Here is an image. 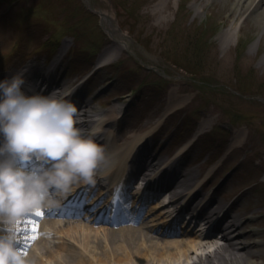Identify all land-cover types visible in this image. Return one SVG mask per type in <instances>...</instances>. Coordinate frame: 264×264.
Listing matches in <instances>:
<instances>
[{
  "label": "rangeland",
  "instance_id": "1",
  "mask_svg": "<svg viewBox=\"0 0 264 264\" xmlns=\"http://www.w3.org/2000/svg\"><path fill=\"white\" fill-rule=\"evenodd\" d=\"M90 1L96 11L85 0H0V74L29 59L48 58L50 64L60 41L69 39L65 85L92 74L88 100L111 113L115 105L127 104L120 121L114 122L112 113L105 125L112 138L119 135L120 153L132 137L155 128L150 141L166 157L204 121L208 127L191 143L181 166L192 171L190 183L217 167L204 193L224 206L230 200L234 212L245 211L246 228L259 231L250 239L262 241L264 250V217L259 218L264 214V27L246 16L238 33H227L232 0ZM99 10L114 15L134 42L94 72L102 49L113 44ZM235 138L241 141L230 148ZM75 227H66V233L91 230ZM220 236L219 231L209 238L223 242ZM70 258L55 264H78ZM252 259L264 264V251Z\"/></svg>",
  "mask_w": 264,
  "mask_h": 264
},
{
  "label": "bare ground",
  "instance_id": "2",
  "mask_svg": "<svg viewBox=\"0 0 264 264\" xmlns=\"http://www.w3.org/2000/svg\"><path fill=\"white\" fill-rule=\"evenodd\" d=\"M232 13L231 22L228 27L227 33H238L240 24L244 17H252L254 22L256 21L258 25L264 27V0H232ZM104 24L112 31L113 36H115V41L109 47L105 49L100 54L98 62L106 63L109 60H115L119 58L122 54L123 49L126 47V44L120 40H117L118 27L115 22L114 16L108 12L103 13ZM264 29V28H263ZM69 42L66 41L62 45L60 51L56 55L52 65L46 73L43 75L45 67H38L35 60V64L30 65L29 69L26 71L21 68H15V72H10L5 75L0 76V80L11 77L16 73H23L25 77L31 79L33 77V82L31 84L32 90L29 93L39 92L41 94H49L52 92H57V94H64L70 91V95L66 98L73 100L78 105L80 109L81 123L80 127L88 129L94 123L93 117L96 115L102 116L103 127L102 131L97 135L96 139L99 143L105 146L107 154V162L102 164L99 172L100 174L106 173L105 178H107L110 183H115L114 189L116 193H120L119 181L125 175L126 171L130 164L133 166L139 164L132 158L135 147L144 143L143 139L151 134L152 130H147L143 135H135L132 138V141L128 145H125L124 153L118 152V148L113 145L115 138L110 139L112 134H109L108 138H100L102 134L105 133V125L109 123L113 115L121 114V111L124 112L123 106L115 105L113 112H108L103 110L100 106L95 105L92 101L88 100L87 97H84L82 92L77 88H66L59 89L62 83H65V80L60 77V73L57 69L59 63L63 60L67 46ZM114 45L115 50L113 51L111 47ZM38 67V68H37ZM55 68V70H54ZM50 81L49 84H47ZM47 84L46 86H44ZM35 86V87H34ZM77 90V91H76ZM166 113L164 114V116ZM117 118L114 117L113 121L118 122ZM116 120V121H115ZM207 124L204 121L200 124V130H205ZM117 125L115 126V130ZM2 139V137L0 138ZM240 139L234 140V143L231 144V147L234 144H238ZM124 146V147H125ZM185 145L184 147H186ZM230 147V148H231ZM185 149V148H184ZM183 149V150H184ZM122 154V155H121ZM155 160V158H153ZM153 160L149 161L146 164H141V173L142 177L148 176L150 174L151 168L156 165ZM134 167V166H133ZM169 167V166H166ZM172 169V168H171ZM171 169H162V177L158 181V173L155 174L154 179H152V184L154 189H165L167 187V194L170 193L172 198L168 203H163L154 205L148 209L151 213L152 222L150 225L140 222L136 224H129L122 226L118 229L121 233L114 232H104V236L99 235V231L95 230V233L92 230H82L77 232V236L71 233H68V236H61L63 245L58 248V255H51L50 251L45 250L47 255L45 261L49 264L52 263H68V260H72L70 257H76L78 259V264H252L255 261L252 259L253 256L260 255L264 250L260 249L259 246L262 243L259 239H250L249 234L259 233L256 229L246 228V223L248 222L247 217L244 213L236 212L233 213L231 210L224 213L220 219V222L216 231L220 230L221 238L223 242H220L215 239H210V234L200 232L197 233L194 230H191L193 233H190V229H184V232L179 235L174 233L181 232V229H168L165 227L167 220V210L170 205H176V208L179 213L183 211H190L193 209L191 214L193 219H197L196 213L199 212L198 217L206 219L207 224L212 222L213 217L219 216L221 209V202L218 198H210L206 196L203 199H196L198 195L196 187L185 191L188 185H192L189 181L193 178L192 171H179L174 175V179L170 183V178L174 174V171ZM108 171L111 172V176H108ZM104 175L100 176L103 177ZM107 176V177H106ZM141 177V178H142ZM169 179V181H168ZM99 180H96V182ZM86 183V182H85ZM88 184V183H87ZM85 184V185H87ZM90 186V185H89ZM189 186V187H190ZM199 186V185H198ZM86 190V189H85ZM112 190V191H113ZM194 190V192H193ZM199 192V190H198ZM190 194V195H189ZM187 198L186 205L182 201V197ZM123 196L117 195V200L122 201ZM93 203V202H92ZM161 206V213L154 214V208ZM195 207V208H194ZM116 209V208H114ZM198 212H194V211ZM120 211V210H119ZM120 218H125L122 213ZM264 217V214L260 215V219ZM169 218V217H168ZM26 229L37 230L36 225H29ZM71 228H76L74 225H88L83 222H74L70 224ZM173 226L179 227L177 223L174 222ZM39 226V225H38ZM170 226V223L168 227ZM91 227V225H90ZM70 228V227H69ZM218 228V229H217ZM41 231V229H38ZM215 231V232H216ZM97 233V234H96ZM103 233V232H102ZM214 233V232H211ZM117 234L118 236H114ZM73 235V238L70 236ZM163 235H170V237H164ZM35 234L24 235L21 240V245H28L31 243ZM208 238V239H207ZM43 241V240H42ZM68 243H72V246ZM211 247L208 250H205ZM70 245V246H69ZM77 245L75 249L73 246ZM34 253V251H32ZM28 254V258L37 261L33 255ZM195 255V259H193ZM80 258V259H79ZM86 258V259H82ZM44 261V262H45Z\"/></svg>",
  "mask_w": 264,
  "mask_h": 264
},
{
  "label": "clouds",
  "instance_id": "3",
  "mask_svg": "<svg viewBox=\"0 0 264 264\" xmlns=\"http://www.w3.org/2000/svg\"><path fill=\"white\" fill-rule=\"evenodd\" d=\"M25 82L23 73L0 80V264H35L21 246L28 216L59 206L77 181L94 185L107 162L102 116L82 128L70 91L29 93Z\"/></svg>",
  "mask_w": 264,
  "mask_h": 264
},
{
  "label": "snow or ice",
  "instance_id": "4",
  "mask_svg": "<svg viewBox=\"0 0 264 264\" xmlns=\"http://www.w3.org/2000/svg\"><path fill=\"white\" fill-rule=\"evenodd\" d=\"M38 214H41V215H42L43 213H42V212H40V213H38Z\"/></svg>",
  "mask_w": 264,
  "mask_h": 264
}]
</instances>
